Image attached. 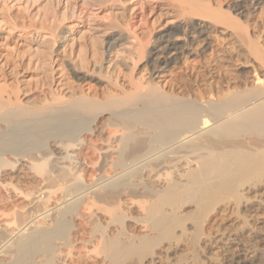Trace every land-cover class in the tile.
Listing matches in <instances>:
<instances>
[{
  "label": "bare ground",
  "instance_id": "obj_1",
  "mask_svg": "<svg viewBox=\"0 0 264 264\" xmlns=\"http://www.w3.org/2000/svg\"><path fill=\"white\" fill-rule=\"evenodd\" d=\"M40 1L32 20L0 9L10 26L0 34V264H156L182 246L176 264H199L201 251L211 257L219 244L233 252L229 264H264V36L253 37L264 28V0H182L145 21L142 37L122 26L124 11L103 26L126 33L104 34L90 48L75 38L70 15L58 18L61 0ZM177 11L188 25L161 29ZM217 26L246 47L234 82L206 77H214L215 51L207 52ZM27 33L63 41L61 54L39 57L67 65L68 95L23 86L33 80ZM132 39L137 60L121 85L107 64ZM78 49L92 75L75 65ZM182 58L201 69L189 91L179 75L166 83ZM218 219L225 228L211 229Z\"/></svg>",
  "mask_w": 264,
  "mask_h": 264
},
{
  "label": "rangeland",
  "instance_id": "obj_2",
  "mask_svg": "<svg viewBox=\"0 0 264 264\" xmlns=\"http://www.w3.org/2000/svg\"><path fill=\"white\" fill-rule=\"evenodd\" d=\"M75 1H73L74 2V4H73L74 7H72L73 9H71V8L67 7L68 1L61 0V2H62L61 5L57 6V8H56V10L58 11V15H59L58 18L63 17V14H65V15L67 14L68 16L70 15L69 17L72 18L73 23L77 24V27L75 28L76 32L74 34L75 38L78 40L80 39L81 41H83V43L85 42V44L88 46V48H90L92 45H94L93 44L94 41H96V40L99 41V39L101 37L105 39L109 33H113L114 31L117 30V29H114V31H111V32L109 31L108 34H106V31L104 33V26L103 25L106 24V22L107 23L108 22L109 23L119 22L120 18L118 16L124 11H126L124 13H126L128 15L127 16L128 18L125 19L128 21V23H126L127 21L126 22L124 21V23H126L125 24L126 26L123 25L124 23H122V26H124L126 28L125 30L129 31V34L133 33L134 35L133 34H131V35L137 37V34L139 35L140 32H141V34H143L142 31L145 32V30H147V23H149V24L154 23L157 16L161 12H163V9H167V8L170 9L172 6H175L178 10L179 8H182V6H183L182 0H120L121 2H119V3H121V5L116 6V4H118V3H115V5L112 3H109L106 6H104V8L97 6L94 3H93V5H92V3L88 4V2L86 0H78V1L75 0ZM33 2H34V0H0V9H1L2 13H4V14L22 13L24 15L26 14V17L28 16L27 18L33 19L35 15L39 16V11L38 10L35 11V5ZM40 3H43V6H44L47 3V0H41ZM86 3H87V5H84ZM122 5H123V7H122ZM151 7L157 8V12H158L157 15H155L154 12H153L154 14L152 13V11L150 10ZM71 10H73V12H75L74 15H73V12ZM127 12H129V13H127ZM260 12H261V10L258 11V13H260ZM180 13H181L180 11H177L176 13H172L173 16L166 17L164 19L162 26H161V29L164 30V29H167L169 27H175V26L182 27V28L186 27V25H188L189 22H188L187 18L183 17ZM113 19H115V20H113ZM144 19H146V20H144ZM28 21H30V20H28ZM145 21H147V23ZM144 23H146L145 24L146 27L144 26ZM8 27H10L9 24L5 20L0 18V34L1 35H6L8 33V31H7L9 29ZM124 27H122V29L118 28L119 30H117V31H120V30H121V32L124 31L123 30ZM144 27H145V29H144ZM99 28L103 29V30L101 31ZM215 29H216V32H213L211 34L212 49H210L207 52V55L211 56L213 51H215L216 58H215V61H213L211 64L212 67L209 69V70L213 69L212 73L214 74V77L210 78L211 75L207 73V75H206L207 80H209V83H212L215 81V79H219L221 77L222 80H224L225 82H228V81L234 82L235 81L234 78L239 76V71L243 67L244 62H246L248 60L246 47L244 45L243 40L240 39V37H239L240 35L236 34L233 29L228 28L226 26H217ZM14 31L15 32H13V33H14V35L17 36V38H19V36H22V31L21 32H20V30H19V32L17 30H14ZM218 31L224 32V34L222 35V34L218 33ZM124 32L126 33V31H124ZM124 32H123V34H125ZM101 33L103 34L104 37L101 36L102 35ZM261 33H262V36H264V28L262 30L258 31L257 33H253V37L258 38L261 36ZM141 34L139 36L142 37ZM23 35H25V34L23 33ZM67 35H69V32H66L65 36H67ZM86 35H87V37H86ZM25 37L29 40V42H31L30 54L32 55V57L34 56L32 59L33 63H32V70H31V77L33 78L32 82L34 84L32 82H30L29 84H27V83L23 84V86L26 85L25 87L32 88V90H34L35 94H39L40 96L48 95V93L51 92L52 89L54 91L55 90H61L64 92L66 91L65 94L68 95L70 92H68L69 90H66V87H64V85H63L64 83L62 81L63 80L62 74L63 73L69 74L67 65H65V64L63 65V63L57 64L56 62L55 63L52 62V65H50L49 64L50 61L48 62V65H47V63H45L39 57L40 53L48 56V54L52 53V50L54 51V54L56 51L58 52V54H61L62 51L64 50V47H65V45L62 43L63 41H58V43L56 45L53 42L50 43V41H53V40L48 34H45V33L40 34V35L27 33V35ZM176 38L179 42L184 41L183 35L181 33L177 34ZM104 39H100V41L101 40L103 41ZM138 39H140V37ZM133 40L134 39H132V41H129L130 42L129 44L126 43V47H124L125 50H121L119 52L115 51L114 53H112L109 56L110 63L107 65L111 66V68H113V66L116 65V71H115L116 74L115 73L111 74V76L115 82L118 79L117 81L121 85H123L127 82L128 79H126V78L128 77V75H130L129 73H131V71H132L131 69H133L131 64L134 65L136 60H137L136 56H132L130 54V53H134V52L136 53L137 51H135V50H138L136 48L138 46L139 41L138 40L133 41ZM98 41L95 43L97 44ZM100 41H99V43H101V44L98 43L97 44L98 46L102 45V41L101 42ZM90 44H92V45L90 46ZM81 51H82L81 49L80 50L78 49V51L76 53L75 65H77L79 67H82L83 65H85V67L82 68L84 70L83 73L87 74V75L88 74L92 75L94 73V71H93L94 69H92L90 65H86L87 63L83 64V61L80 58V54L82 53ZM85 51L86 50H84V52ZM129 51H130V53H129ZM84 52H83L82 56L84 55V58H86V57L89 58V53L87 56V54H85ZM46 58H48V57H46ZM91 59H93V58L91 57L89 60H91ZM52 61H53V59H52ZM93 61H94V59H93ZM93 61H90V62H93ZM190 61H193V64H195V62H196V60H192L189 58H182L179 66L175 68L174 73L166 79V83L169 80H171L175 74H176V76L179 75V77L181 78L180 79L181 80L180 86L185 88V91L186 90L189 91L190 90V75H192V77H193L192 81H196V80L198 81L199 77H197V75H198V72L201 71V69L190 71ZM121 62L124 63L125 65L128 64L127 66L128 67L131 66V68L125 69V67H127V66H122L123 64H121ZM216 66L222 68L219 71V73L217 72L218 70L216 69ZM91 69H92V71H91ZM128 70L129 71L131 70V71L129 72ZM125 73H127V74L125 75ZM144 73L145 72L138 74L137 79H140L139 77H141ZM144 75H146V74H144ZM60 76H61V78H60ZM249 77H251V76H249ZM161 81H164V80H161ZM104 86H107V84L104 83ZM225 224H226L225 221L218 219L217 222L212 226L213 228H211V229L219 231L220 229L225 228ZM230 230H232V228L229 229L228 231H230ZM191 231H193V229H191ZM261 239H264V238H261ZM262 241H264V240H262ZM222 246L223 245L219 244L218 248H215L211 252V254H210L211 257H207V258H205V254L203 253V251H201V253H200L201 257L199 258V261H200L199 264H229V262H230L229 260L232 258L233 252H231V251L230 252H224L225 247H222ZM230 247L232 248L230 250L234 251V253H235L236 249H237V245H235V243H231ZM183 250H185V249L182 246L181 249H179V247H178L177 250L174 252L164 251L162 255L164 257H165V255H167L168 258L170 257L169 258L170 260H166V258H165L164 260L160 261L157 259L156 264H176V262H177L176 258L178 256H183L186 253Z\"/></svg>",
  "mask_w": 264,
  "mask_h": 264
}]
</instances>
